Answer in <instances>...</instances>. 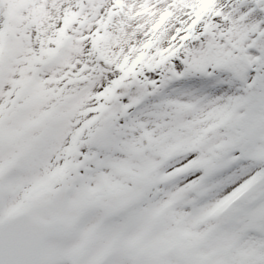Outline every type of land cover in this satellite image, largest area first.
<instances>
[{
    "label": "snow or ice",
    "instance_id": "snow-or-ice-1",
    "mask_svg": "<svg viewBox=\"0 0 264 264\" xmlns=\"http://www.w3.org/2000/svg\"><path fill=\"white\" fill-rule=\"evenodd\" d=\"M0 264H264V0H0Z\"/></svg>",
    "mask_w": 264,
    "mask_h": 264
}]
</instances>
